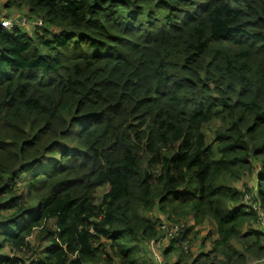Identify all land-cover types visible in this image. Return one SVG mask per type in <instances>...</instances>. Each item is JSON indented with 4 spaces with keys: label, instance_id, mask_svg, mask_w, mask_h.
I'll list each match as a JSON object with an SVG mask.
<instances>
[{
    "label": "trees",
    "instance_id": "1",
    "mask_svg": "<svg viewBox=\"0 0 264 264\" xmlns=\"http://www.w3.org/2000/svg\"><path fill=\"white\" fill-rule=\"evenodd\" d=\"M6 8L43 25L0 22V264H145L154 239L179 262L264 258L245 203L256 190L264 210V0ZM207 223L212 248L193 259L183 245Z\"/></svg>",
    "mask_w": 264,
    "mask_h": 264
},
{
    "label": "rangeland",
    "instance_id": "2",
    "mask_svg": "<svg viewBox=\"0 0 264 264\" xmlns=\"http://www.w3.org/2000/svg\"><path fill=\"white\" fill-rule=\"evenodd\" d=\"M8 10H11L15 13H17V10H18V11H21V13L23 15H27V9L26 8H24V9L22 8V10L10 8ZM30 20H33V19H30ZM29 27L32 28V26H29ZM35 30H36L35 28L30 29V33L33 34L35 32ZM211 141H212V136H211V132H210V133H208V144ZM244 182L249 183V178L246 177L243 181L236 183L235 186L237 188H242V185ZM248 189H249V187H248ZM108 190H109V187L105 186V187H103L97 191V195H96L97 203H99V204L101 203L102 196ZM253 193H256V190H254ZM143 213H144V217H146V218H152L154 220H156V219L159 220L158 222H159V225H161V227H162V224H173V223H169L168 221H166L167 216L163 215L158 209L153 210V212H146L145 211ZM187 224H188L187 225L188 228L193 225L190 221H188ZM200 228H202V229L198 230V234L196 233V235L191 237V239L188 243H185L183 245V249L185 250V253H188L189 255L193 256V259H195L198 256V253H200V252L208 253L212 248L213 236L211 238L205 240V241L203 240L202 237H205L209 233H214L215 232L214 228L209 223L205 224L204 226H202ZM50 229H53V223H51ZM201 230H203L202 235L200 236V238H202V239H199L198 237L200 235L199 233L201 232ZM163 231H165V230H163ZM167 235H168V233H167ZM168 236H170V235H168ZM1 242H2V238H0V243ZM31 243H34L35 250H41L44 246L47 245V240H43V239L40 240L38 238V234H37V235H35V237H33L31 239ZM169 243L170 242L166 241L165 239H162L160 241L154 239V240H151L148 243L144 244L142 246L143 252H142L141 258L143 260H145V262H146L145 264H156V262L152 259L153 250L156 252V254H158L160 256V258H158V259H161L162 264H174V263L175 264H192V261H190V260H188L187 263L186 262H179V256L177 254H172L169 257H165L163 254L164 249H166L168 247ZM203 243H204V247H203ZM189 245H190V247H189ZM1 253L13 255V253H11L9 251V249L0 250V254ZM15 254L18 255L19 257H23L26 260H29L28 257L30 256L31 253H25V254L15 253ZM247 259H248V261L243 262V264H264V258L260 259V258L255 257V256H249ZM99 264H108V263L106 261H101Z\"/></svg>",
    "mask_w": 264,
    "mask_h": 264
},
{
    "label": "built area",
    "instance_id": "3",
    "mask_svg": "<svg viewBox=\"0 0 264 264\" xmlns=\"http://www.w3.org/2000/svg\"><path fill=\"white\" fill-rule=\"evenodd\" d=\"M0 22H1V26L7 30H12V29L19 28V27L27 28L29 26H42L43 25V22L41 20H30L26 16H15L13 18L2 19ZM255 195H256L255 193L248 194L245 197V203L249 204L250 208L256 213L257 225L259 229L262 232H264V210L262 209L260 202H256L253 200ZM166 228H167L168 235L170 236L178 230V227L176 225L167 224L166 226V224H162V229H166ZM153 252H154L155 259L161 262V259H158L160 258V256L156 254L154 250Z\"/></svg>",
    "mask_w": 264,
    "mask_h": 264
},
{
    "label": "crops",
    "instance_id": "4",
    "mask_svg": "<svg viewBox=\"0 0 264 264\" xmlns=\"http://www.w3.org/2000/svg\"><path fill=\"white\" fill-rule=\"evenodd\" d=\"M8 0H0V20L5 18H13L15 16H26L21 13V11L17 10V13L8 10L6 8V3Z\"/></svg>",
    "mask_w": 264,
    "mask_h": 264
},
{
    "label": "clouds",
    "instance_id": "5",
    "mask_svg": "<svg viewBox=\"0 0 264 264\" xmlns=\"http://www.w3.org/2000/svg\"><path fill=\"white\" fill-rule=\"evenodd\" d=\"M27 17V16H26ZM28 18V17H27ZM5 19H7V18H5ZM28 28V27H27ZM13 30V29H12Z\"/></svg>",
    "mask_w": 264,
    "mask_h": 264
}]
</instances>
